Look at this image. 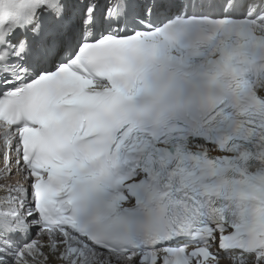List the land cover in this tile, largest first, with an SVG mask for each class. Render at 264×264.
Returning a JSON list of instances; mask_svg holds the SVG:
<instances>
[{"label":"snow or ice","instance_id":"snow-or-ice-1","mask_svg":"<svg viewBox=\"0 0 264 264\" xmlns=\"http://www.w3.org/2000/svg\"><path fill=\"white\" fill-rule=\"evenodd\" d=\"M0 264H264V0H0Z\"/></svg>","mask_w":264,"mask_h":264}]
</instances>
